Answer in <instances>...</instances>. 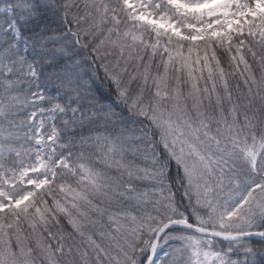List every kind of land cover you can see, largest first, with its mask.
Here are the masks:
<instances>
[{"label": "snow or ice", "instance_id": "snow-or-ice-1", "mask_svg": "<svg viewBox=\"0 0 264 264\" xmlns=\"http://www.w3.org/2000/svg\"><path fill=\"white\" fill-rule=\"evenodd\" d=\"M0 264H264V0H0Z\"/></svg>", "mask_w": 264, "mask_h": 264}, {"label": "trees", "instance_id": "trees-1", "mask_svg": "<svg viewBox=\"0 0 264 264\" xmlns=\"http://www.w3.org/2000/svg\"><path fill=\"white\" fill-rule=\"evenodd\" d=\"M237 79H239V78L233 79V80L231 81V83L234 85V84L236 83V80H237ZM241 87L243 88V85H241Z\"/></svg>", "mask_w": 264, "mask_h": 264}]
</instances>
